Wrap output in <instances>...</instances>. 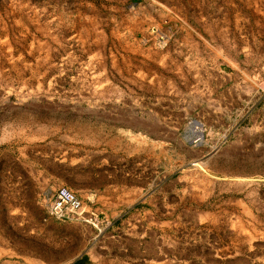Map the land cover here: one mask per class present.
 Masks as SVG:
<instances>
[{"label": "rangeland", "instance_id": "obj_1", "mask_svg": "<svg viewBox=\"0 0 264 264\" xmlns=\"http://www.w3.org/2000/svg\"><path fill=\"white\" fill-rule=\"evenodd\" d=\"M130 89L167 99L147 103L148 133L128 130ZM77 110L106 128L120 115L113 137L148 144L153 178H180L177 224L201 245L188 253L202 250L187 264H264V0H0V260L67 264L69 221L48 216L44 201L68 188L49 177L65 169L44 154L51 139L67 145ZM82 201L86 221L73 222L98 228Z\"/></svg>", "mask_w": 264, "mask_h": 264}, {"label": "crops", "instance_id": "obj_2", "mask_svg": "<svg viewBox=\"0 0 264 264\" xmlns=\"http://www.w3.org/2000/svg\"><path fill=\"white\" fill-rule=\"evenodd\" d=\"M156 79L159 76L152 78V87L153 80ZM147 80L150 82V79ZM229 81L222 82L224 88L233 87V82L228 83ZM129 83L132 87L134 82ZM128 97L129 105L124 109L130 120L128 130L133 134L148 133L151 130L149 120H152V112L147 103L164 102L167 99L150 93L139 95L134 89H130ZM144 102L145 107L138 105ZM69 116L74 121L71 126L65 127L68 132L65 133L67 145L60 147L51 139V150L44 154L56 163L60 171L65 169V174H50L49 177H52L53 182L76 191L82 200H92L99 224L94 229L78 222L65 223L69 227L66 239H69L70 256L64 261L67 264L201 262L202 250L192 254L187 251L188 248L201 245L196 240L189 242L183 237L185 229L177 224V215L180 213L171 201L170 191L175 190L174 184L179 183L180 178L172 175L153 178L149 163L152 155L148 144H139L137 138L123 143L120 137H113L116 134L120 136L123 132L120 115L113 120V125L116 121L117 126L107 128L101 122H96L97 116L91 111L77 110L69 113ZM138 118L146 121L144 126H136ZM58 131V127H50L51 134L64 135ZM34 137L36 136H28L27 144L22 149V155L26 158L34 157L30 154L33 151L31 144ZM154 182L160 183L161 187L153 189ZM170 215L174 217L172 221L169 220ZM51 227L53 230L49 231V243L52 248L54 245L56 251L57 226L54 223ZM178 229L183 230L180 235ZM74 243L80 244L77 251ZM207 247L210 251L214 250L213 257L218 256V247L213 249L210 244ZM210 255L212 256L209 253ZM226 259L228 258L222 260ZM0 264H25V261L12 255L1 259Z\"/></svg>", "mask_w": 264, "mask_h": 264}, {"label": "bare ground", "instance_id": "obj_3", "mask_svg": "<svg viewBox=\"0 0 264 264\" xmlns=\"http://www.w3.org/2000/svg\"><path fill=\"white\" fill-rule=\"evenodd\" d=\"M196 127L198 126L195 123L191 128L200 137L199 129ZM44 201L48 216L57 221H86L82 199L68 188L58 187L52 197Z\"/></svg>", "mask_w": 264, "mask_h": 264}]
</instances>
